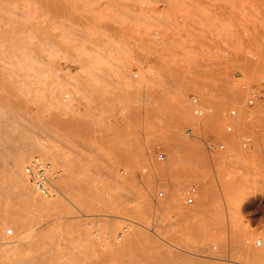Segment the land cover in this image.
I'll list each match as a JSON object with an SVG mask.
<instances>
[{
    "label": "rangeland",
    "instance_id": "374dc122",
    "mask_svg": "<svg viewBox=\"0 0 264 264\" xmlns=\"http://www.w3.org/2000/svg\"><path fill=\"white\" fill-rule=\"evenodd\" d=\"M26 58L35 67L20 61ZM0 62L1 177L8 181L24 153L48 164L51 195L64 188L57 207L39 213L1 184L0 264H264V152L241 148L242 127L231 137L224 130L230 109L241 113L264 77V0H0ZM66 70L77 76L67 77L59 96L72 105L64 113L47 94ZM191 96L211 111L195 117ZM186 129L226 150L210 155ZM30 139L39 149L30 150ZM29 160L21 175L47 202L25 178ZM81 169L106 198L77 209L73 194L86 184ZM158 181L170 192L155 209ZM234 181L238 203L229 191ZM191 186L199 192L189 206L183 192ZM206 187L209 204L189 210ZM139 190L150 203L144 208L135 200ZM13 206L29 210L17 213V223L27 220L35 231L6 220Z\"/></svg>",
    "mask_w": 264,
    "mask_h": 264
},
{
    "label": "built area",
    "instance_id": "2783aa9c",
    "mask_svg": "<svg viewBox=\"0 0 264 264\" xmlns=\"http://www.w3.org/2000/svg\"><path fill=\"white\" fill-rule=\"evenodd\" d=\"M142 8L145 9V6H142ZM248 36V33L244 34V37L248 38ZM237 74L240 75V73ZM134 78L137 79L138 76L135 75ZM190 101L193 105V115L197 118H202L206 111H211L195 96H191ZM227 120L228 122L226 123L224 130L225 134L229 137L235 134L237 126L239 129L242 127L243 130L240 131L239 136L241 139V148L243 150L248 152H258L257 149H259V151L264 152L261 145L264 135V77L261 78L259 83L253 85L248 91L247 97L242 106V112L240 113L237 107L230 109L227 114ZM185 134L190 139H200L202 142H204L207 152L210 155L213 153L216 154L218 152H224L226 150L225 144L218 142L216 138H214V143L212 142L213 140L206 142L203 137H197L192 129H186ZM145 156L149 162L152 160V155L149 152H146ZM156 157L159 161H162L164 160L165 155L158 152ZM47 172L48 169L46 165L40 161H36L28 166L24 173L27 181L33 185V187L41 196L44 197H48L54 190V186L52 185ZM143 173H147V169H144ZM163 184L165 183L158 181L155 192L151 196V200L155 209L158 208L159 201L166 202L169 200V187L164 186ZM198 192L199 189L197 186H191L187 188V190L183 192L185 205H193ZM148 231L152 234H155V232L151 229H148ZM6 234L9 237L13 236L12 230H8ZM99 234V231L95 230L94 236L98 237ZM120 238L121 237L118 238V241H121ZM259 242V245L257 244V241L253 242V246L255 248H260L262 246V242ZM248 244H250V242H248Z\"/></svg>",
    "mask_w": 264,
    "mask_h": 264
},
{
    "label": "bare ground",
    "instance_id": "6f19581e",
    "mask_svg": "<svg viewBox=\"0 0 264 264\" xmlns=\"http://www.w3.org/2000/svg\"><path fill=\"white\" fill-rule=\"evenodd\" d=\"M7 54V53H6ZM18 54V53H17ZM16 54V55H17ZM3 56H4V53L2 54ZM11 57V56H10ZM23 57H26V56H23ZM11 58H13V57H11ZM22 58V57H21ZM14 59H15V57H14ZM25 60L27 61V58L26 59H21L20 61H24L23 62V64H25ZM28 61H30L29 59H28ZM27 61V62H28ZM26 62V63H27ZM31 62V61H30ZM1 63V62H0ZM22 63V62H21ZM20 62H19V60H18V62H17V64H21ZM29 63V62H28ZM27 63V64H28ZM31 63H34V62H31ZM4 64V63H3ZM22 64V65H23ZM11 65V64H10ZM21 65V66H22ZM30 65L31 64H29L28 65V68L30 67ZM9 66V65H8ZM34 67H35V63H34V65H33ZM33 66H31V68H29V69H27V70H29V71H33ZM7 68V67H6ZM22 68V67H21ZM4 70V69H3ZM21 70V69H20ZM12 71V70H11ZM22 71H26V69L24 70V68H22ZM23 73V72H22ZM8 74V73H7ZM34 74V73H33ZM3 75H4V73H3ZM29 75V73L26 71V73H25V77L27 78V77H30V76H28ZM59 75V74H58ZM8 76H9V74H8ZM77 76V72H75V73H73V72H71V71H69V72H67V70L64 72V77L63 78H61L62 80H51V86H50V89H49V91H48V94H47V100H48V103L50 102V103H52L53 105L52 106H54L55 105V107L57 108V110L56 111H63L64 113L65 112H67L68 110H70V109H72V105L71 104H68L66 101L64 102L63 100V103H61L60 102V100H59V96H60V94L61 93H63V91H64V89L66 88V85H67V77H69V80H70V82H72V80L75 78ZM1 79H2V76L0 77ZM5 78V77H4ZM12 79H13V77H11ZM11 78H10V80H11ZM15 78H16V76H15ZM23 78V77H22ZM33 78V77H32ZM71 78V79H70ZM8 79V78H7ZM35 79V78H34ZM60 79V78H59ZM14 81H15V79H13ZM18 81V80H17ZM24 81H26V80H24ZM11 82V81H10ZM18 83H20V82H18ZM20 85H21V87H22V84L20 83ZM15 86H16V84H15ZM14 87V86H13ZM18 88H20V87H18ZM233 90V89H232ZM237 90V89H236ZM19 90H17V92H18ZM233 91H235V90H233ZM238 91V90H237ZM23 92V91H22ZM19 93H21V90H20V92ZM25 93V92H24ZM65 93V92H64ZM15 94H17V93H15ZM22 94V93H21ZM19 95V94H18ZM12 96V95H11ZM11 96H9V97H11ZM16 96V95H15ZM237 92H233L232 93V91H231V94H230V96H229V100L231 101V103H233V102H235L238 98H237ZM8 97V98H9ZM18 98H20V97H18ZM67 98V97H66ZM226 98V97H225ZM1 101V100H0ZM17 101V100H16ZM18 102V101H17ZM14 105V104H13ZM1 107V106H0ZM219 108V107H218ZM3 110V109H2ZM2 112V111H1ZM0 112V113H1ZM6 115V114H5ZM8 115V114H7ZM3 116V115H2ZM9 116V115H8ZM7 118V117H6ZM1 120H4V118L2 119L1 118ZM8 120V119H7ZM10 122V121H9ZM8 122H6V124H7ZM13 124V123H12ZM15 127V126H14ZM14 129V128H13ZM17 129V128H16ZM15 129V130H16ZM30 144H31V146H30V150H36L37 148H38V146H39V144L37 145L33 140H31L30 139V142H29ZM186 148V147H185ZM236 148V147H235ZM39 149V148H38ZM185 150V149H184ZM22 152H25V150H23ZM37 152V151H36ZM1 153H3V152H1ZM21 154V153H20ZM19 154V155H20ZM42 154V153H41ZM48 154H50V153H48ZM12 155V154H11ZM19 155H18V157H19ZM225 155V154H224ZM15 156V155H14ZM196 157V156H195ZM16 158V157H15ZM34 158V159H33ZM16 159H18V158H16ZM185 159V158H184ZM215 159V158H214ZM27 160H29V158H28V156H27V154H24V153H22L21 154V156H20V158H19V160H18V162H16V163H14L13 164V167L11 166V168H9V173H8V176H7V178H8V181H4L3 180V177H1V173H0V185L1 184H5L4 186H7L8 188H10V189H12V190H15V192H17V193H19V194H24L25 196H27L34 204L32 205L33 207H36V209H35V211L37 210V212H39V213H44V211H46L47 209H49V207H52V206H56L57 207V205H58V203L60 202V200H61V198L64 196V191H62V189H64L61 185H58V190H59V193L58 194H56V193H54V195H49L47 198H49L48 199V201L47 202H43L42 200H38L37 199V197H36V195L34 196V189L32 188V189H30L28 186H27V182H25L24 181V179H23V176L21 175V167H23V163L24 162H26ZM53 160V159H52ZM183 160V159H182ZM190 160V159H189ZM0 161H1V159H0ZM30 161V160H29ZM36 161H40V159L39 158H37L36 159V157H32V159H31V161L30 162H36ZM55 161H56V159H55ZM219 161H221L220 159H219ZM230 161V160H229ZM8 162V161H7ZM41 162V161H40ZM53 162V161H52ZM180 162H182L181 160H180ZM186 162H187V160H186ZM194 162V165H191V166H195V161H193ZM200 162V161H199ZM202 162H203V160H202ZM205 162H206V160H205ZM250 162H252V161H250ZM5 163V162H4ZM10 163V162H9ZM31 163V164H32ZM206 163H208V161L206 162ZM234 163V162H233ZM249 163V162H248ZM186 164H188V162L186 163ZM186 164H184V165H186ZM193 164V163H192ZM198 164V163H197ZM214 164V163H213ZM220 164H222V163H220ZM25 165V164H24ZM189 165V166H190ZM197 166V165H196ZM46 167H47V169L48 170H50V168H49V166H48V164L46 165ZM214 167V166H213ZM8 168V167H7ZM251 168H253V167H250V169ZM178 169V168H177ZM176 169V170H177ZM199 170V169H198ZM249 170V169H248ZM254 170V169H253ZM252 170V171H253ZM192 172V171H191ZM80 177H83V178H85V181H86V184L87 183H92V182H94V180H95V178H92V176H89L88 174H87V172L85 171V170H80ZM253 173V172H252ZM251 173V174H252ZM192 174H193V172H192ZM215 174V173H214ZM250 174V173H249ZM254 174V173H253ZM252 174V175H253ZM264 175V174H263ZM253 177V176H252ZM88 179V180H87ZM220 179V178H219ZM93 180V181H92ZM221 180L222 179H220V182H221ZM89 181V182H88ZM91 181V182H90ZM97 181V180H96ZM175 181V180H174ZM239 181V180H238ZM244 181H246V180H244ZM243 181V182H244ZM253 181V180H252ZM235 182V181H234ZM234 182H232L233 184H234ZM182 183V182H181ZM237 182H235V184L232 186L233 188L232 189H228L229 191H231V194L235 197L233 200L235 201L234 203H238V202H236V201H238L239 200V197L241 196L240 194H238V193H236L237 191H239L240 192V190H239V187L237 186V184H236ZM255 183V182H254ZM86 184L84 183L83 184V186L81 185V186H79L78 187V189L74 192V194H73V197H74V202H72V205H75L74 207L75 208H77L78 209V205H80V204H85V203H89L91 200L90 199H92L93 201H94V199L95 200H101V199H103V198H106V193L102 190H100L94 183H92V184H94V185H88L87 184V186H86ZM231 184V183H230ZM3 185H1L0 187H1V189H2V186ZM146 185V184H145ZM230 187V186H229ZM243 187V186H242ZM247 187V186H246ZM6 188V187H5ZM4 188V190H6L7 191V189H5ZM91 188V189H90ZM141 189V188H140ZM214 189V188H213ZM3 190V189H2ZM11 190V191H12ZM33 190V191H32ZM244 190V189H243ZM242 190V191H243ZM9 191V190H8ZM229 191H226V194L229 192ZM205 192H206V195H205V197L204 198H202V199H198V201H197V205H196V209H189V210H193V211H200L201 210V205H204V203H206V204H209V200H210V198H211V193H212V189H211V187H206V190H205ZM233 192H234V194H233ZM109 193V192H108ZM136 193H138L137 195H135V200L142 206V208H144L146 205H147V203L148 204H150L149 203V200H148V197H147V195L144 193V192H142V191H136ZM230 194V193H229ZM229 194H227V195H229ZM244 194V193H243ZM17 195V194H16ZM105 195V196H104ZM213 195V194H212ZM214 195H215V192H214ZM0 196H1V194H0ZM5 196V195H4ZM4 196H3V198H4ZM25 196L23 197L24 199H28V198H25ZM86 196L88 197V200H87V202H84V200H83V202L82 201H80V200H82L83 198H86ZM219 196V195H218ZM7 197V196H6ZM36 197V198H35ZM109 197H111V196H109ZM203 197V196H202ZM216 197V196H215ZM222 197V196H221ZM8 198V197H7ZM17 198H19V197H17ZM177 198V197H176ZM223 198V197H222ZM9 199V198H8ZM178 199V198H177ZM3 200V199H2ZM22 200V199H21ZM21 200H19L21 203H23L24 201H21ZM223 200V199H222ZM12 201V200H11ZM177 200H175V201H172L171 202V204L173 203V205L172 206H175V203L174 202H176ZM3 202H4V200H3ZM9 202V201H8ZM27 202V201H26ZM178 202H179V199H178ZM224 202V201H223ZM6 203V202H5ZM37 205H36V204ZM91 203H93V202H91ZM177 203V202H176ZM6 204H9V203H6ZM179 204H181V203H179ZM224 204V203H223ZM10 205H13L12 204V202H10ZM9 205V206H10ZM23 205H24V203H23ZM16 207H19V206H17V205H15ZM28 206V205H27ZM80 206H82V205H80ZM90 206V205H89ZM178 206H180V205H178ZM219 206H220V204H219ZM16 207H14L13 206V208L10 210L9 209V215H7V217H6V220H8V221H10V222H14V223H16L17 224V226L15 227V230H17V231H24V232H32V231H35L36 229L34 228V225L31 223V222H29V221H27V220H25V221H21V222H19V223H17V217H18V214L19 215H22V214H20L21 212H23V214L26 212V214H29V213H27V211H29V210H27V211H24L25 210V207H24V210L22 211L21 209H22V207H21V209H19L18 211L17 210H14V208H16ZM182 207V206H181ZM214 207H215V204H214ZM230 207V206H229ZM27 208V207H26ZM221 208V207H220ZM52 209V208H51ZM204 209V208H203ZM202 209V210H203ZM218 209H219V207H218ZM21 210V211H20ZM170 210V209H169ZM19 211H20V213H19ZM31 211V210H30ZM52 211V210H51ZM18 213V214H17ZM30 215V214H29ZM83 215H86V214H83ZM21 217V216H20ZM1 222V221H0ZM4 222V221H3ZM1 225V224H0ZM41 229H43V228H41ZM12 232H13V230H12Z\"/></svg>",
    "mask_w": 264,
    "mask_h": 264
},
{
    "label": "clouds",
    "instance_id": "9594fccd",
    "mask_svg": "<svg viewBox=\"0 0 264 264\" xmlns=\"http://www.w3.org/2000/svg\"><path fill=\"white\" fill-rule=\"evenodd\" d=\"M259 243H260V242H259V241H257V244H258V245H259Z\"/></svg>",
    "mask_w": 264,
    "mask_h": 264
}]
</instances>
